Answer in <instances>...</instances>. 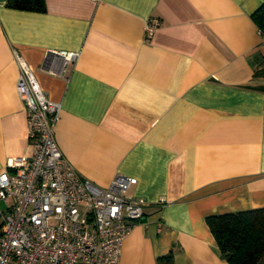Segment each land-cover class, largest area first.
Returning <instances> with one entry per match:
<instances>
[{
	"label": "crops",
	"instance_id": "1",
	"mask_svg": "<svg viewBox=\"0 0 264 264\" xmlns=\"http://www.w3.org/2000/svg\"><path fill=\"white\" fill-rule=\"evenodd\" d=\"M0 0V171L31 155L16 55L61 110L54 138L100 186L147 201L117 264H229L206 216L264 206V0ZM161 25L145 36L148 20ZM79 52L64 62L50 50Z\"/></svg>",
	"mask_w": 264,
	"mask_h": 264
},
{
	"label": "built area",
	"instance_id": "2",
	"mask_svg": "<svg viewBox=\"0 0 264 264\" xmlns=\"http://www.w3.org/2000/svg\"><path fill=\"white\" fill-rule=\"evenodd\" d=\"M161 25L150 19L151 36ZM264 42V29H259ZM64 62L79 52L50 50ZM16 91L27 118L31 155L11 157L0 171V264H117L131 222L143 218L147 201L127 195L136 178L115 174L106 186L82 177L54 138L61 106L16 55Z\"/></svg>",
	"mask_w": 264,
	"mask_h": 264
},
{
	"label": "trees",
	"instance_id": "3",
	"mask_svg": "<svg viewBox=\"0 0 264 264\" xmlns=\"http://www.w3.org/2000/svg\"><path fill=\"white\" fill-rule=\"evenodd\" d=\"M6 6L24 10H45V0H7ZM264 29V4L253 14ZM220 255L229 264H264V206L208 215L205 218ZM157 264H173L172 253Z\"/></svg>",
	"mask_w": 264,
	"mask_h": 264
},
{
	"label": "rangeland",
	"instance_id": "4",
	"mask_svg": "<svg viewBox=\"0 0 264 264\" xmlns=\"http://www.w3.org/2000/svg\"><path fill=\"white\" fill-rule=\"evenodd\" d=\"M0 205L2 206L3 204L0 202Z\"/></svg>",
	"mask_w": 264,
	"mask_h": 264
}]
</instances>
